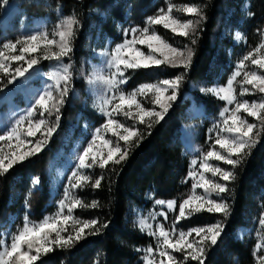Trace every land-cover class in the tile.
<instances>
[{
    "label": "snow or ice",
    "instance_id": "snow-or-ice-1",
    "mask_svg": "<svg viewBox=\"0 0 264 264\" xmlns=\"http://www.w3.org/2000/svg\"><path fill=\"white\" fill-rule=\"evenodd\" d=\"M6 2V0H5ZM175 8L174 4L169 3L167 11L158 10L154 16H149L146 20V26L143 29L132 28L124 30L125 34L130 31L133 39H125L122 44L116 45L109 55L107 67L111 72L108 78L97 77L111 90V95L103 100L99 106L100 112L106 117L103 129L111 132L117 138L113 142L107 138L101 137V130L97 129L92 139L83 147L76 157L77 163L69 179V186L65 188L64 198L58 202V211L50 217H45L39 223L30 222L28 215L24 217L22 228L17 229L16 234L10 237V244L0 243V264H38L43 256H46L58 249H71L77 242L85 239L89 235H97L101 228L107 225H100L97 219L82 220L76 218L73 213L77 208H96L99 206L97 201L90 204H84L82 200L75 197L71 190H83L89 184L94 189L101 187L103 177L96 178L92 182L90 175L85 174L84 170L94 167L104 169L110 164L119 165L128 155L126 150L122 151L118 141H124L126 144L133 142L134 138L138 141L139 135L135 127H128L124 123L114 118L115 115H123L125 118L135 120L141 124L146 122V118L155 123H159L165 118L166 113L172 106V102L177 99V92L183 81V76H176L172 79H165L158 83L142 84L131 93L125 94L120 90V86L127 82L126 72L140 68L158 67L169 65L173 67H187L192 58L190 49L181 50L173 47L166 40L157 34L155 26H162L170 30L175 35L188 37L194 34L198 25L206 17L200 7L193 4L184 5L179 11L187 16H195L197 19H180L172 15ZM249 16L253 14L248 13ZM79 21L75 17H69L63 20L57 30L49 38L47 31L37 30L34 34L23 36L15 42L8 41L4 43L5 49L16 50L19 46L20 55H11L4 57L0 52V72L9 76L8 83L12 84L17 78H26V74L34 65L39 63V59L30 58L26 61V67L9 68L8 61H24L25 55L37 51L43 52V59L61 61L72 51V41L76 36ZM139 33V36L136 34ZM58 37V39H56ZM241 34L236 33V39L240 40ZM195 43V41H192ZM146 46L147 52L142 51L141 47ZM53 47L57 50L53 51ZM259 49H264V43L259 45ZM251 60V64L258 70L244 71L243 80L240 82V95H254L256 92L264 96V56H254L249 52L237 65V70L229 78L226 87H212L201 89L205 94H213L219 99L225 101L228 105H234V108H225L221 113L222 121H218L210 132L216 131V137L211 150L202 154L200 161L193 160L192 165L199 164V170L190 168L187 178L192 180V191L187 198L183 199L178 205V214L172 222L171 229H166L163 223H157L155 230L153 225L145 219L139 221L141 231H147V234L157 239L156 250L149 247L146 252L148 257L159 256V264H174V252L184 254V260L195 261L197 264H205L206 252L212 246L218 244L222 236L223 227L216 224L206 227H197L185 231H178L177 225L181 220L188 219L192 215L207 211L209 213H221L227 217L230 214V205L223 199H213V196L222 197L229 193V183L236 179L235 170L250 156L252 149L258 143L259 131L256 123H250L247 117L254 118L259 122L261 130H264V99L259 102L248 100H238L235 94L234 82L241 76V69L244 68L245 61ZM49 79L54 81V85H48L45 90L37 94V98L27 110L25 115H21L16 120L15 125L0 135V141L7 142L15 139L18 143L17 148L25 144L31 145L26 151L19 154L16 151L5 153L0 148V174H7L14 166L25 162L27 159L40 153L46 146L48 140L56 132L61 119L60 109L64 104V98L69 92L72 74L70 65H62V70L49 75ZM90 83L94 81H89ZM61 84L63 87L61 88ZM250 86V87H249ZM55 87L59 98L53 96L49 89ZM141 97L148 100L153 107H144ZM155 106H159V111ZM39 113L40 119H33L34 114ZM55 115V121L50 122L45 119ZM27 121L26 137H36L40 133L45 137L44 140H32L22 138L21 126ZM151 127V124H149ZM97 139L102 140L101 145H97ZM219 146V150L216 146ZM107 149L106 152L104 149ZM222 162L230 166L225 169L219 164L210 161ZM210 173L213 179H209L206 174ZM218 178V179H216ZM40 183L39 177L33 178V187ZM201 189L198 193L196 190ZM31 193H29L30 196ZM155 204L166 206L169 212H174L177 208L175 200H155ZM25 207H28V200H25ZM65 210L67 214H65ZM165 220L168 218V212H160ZM152 219H155L153 217ZM259 224L264 227V217L259 220ZM71 225L73 233L64 235L68 232ZM87 230V231H86ZM195 236L196 239H190ZM166 258V260H165ZM146 264H156L153 259L146 258ZM259 264H264V257H260Z\"/></svg>",
    "mask_w": 264,
    "mask_h": 264
},
{
    "label": "trees",
    "instance_id": "trees-1",
    "mask_svg": "<svg viewBox=\"0 0 264 264\" xmlns=\"http://www.w3.org/2000/svg\"><path fill=\"white\" fill-rule=\"evenodd\" d=\"M113 1L62 0L58 6L60 17L71 16L79 21L72 52V56L76 55L74 59L78 68L82 64L81 58L90 52L96 34L97 16L94 9L110 7ZM128 1L131 3L132 19L139 24H142L148 16L156 15L158 8L164 5L161 0ZM244 2L245 0H195L206 19L200 22L194 34L178 37L186 41V45H192L193 56L189 70L169 68L183 71L178 100L172 103L165 118L159 123L148 118L143 124L136 122L139 139L137 141L134 138L133 142L128 144L121 142L122 151L128 152L123 162L119 165L110 164L104 169L94 167L86 170L92 182L96 178L103 177L100 188L94 189L89 184L83 190H75L76 197L84 204L97 201L99 206L77 208L73 215L82 220L97 219L100 225L106 224L107 227L101 228L99 234L89 235L77 242L71 249L57 248L43 256L38 264H145L143 249L153 247V238L141 233L135 222L133 223L130 207L137 205L147 209L155 200H175L178 213L179 203L191 194L193 181L187 178L189 162L181 156V146L178 142L183 115L190 104L189 98L184 99V92L188 90L187 85L190 80L198 79L207 73L211 61L220 53L219 44L222 39L221 34L227 26H225L226 17L233 27L238 26L246 31V38L249 39L248 49L251 52L259 46L258 37L264 28V0H251L253 16L250 23L259 22L257 27L251 28L244 27L238 22L237 16ZM41 7L43 6L34 5L32 9L44 13L45 10ZM111 12L113 17H117L114 6L111 7ZM87 30L89 36L84 38L83 33ZM193 40L195 43L192 42ZM166 69L161 65L133 70L128 74V85L141 80L158 79ZM79 87L83 88V81ZM76 112L77 108H73L66 109L62 113L58 129L40 153L14 166L7 174H0V243H3L4 230L24 223L21 215L23 212L30 220L41 222L48 214L55 211L47 171L58 149L64 146L65 136ZM82 112L84 113L85 110L82 109ZM89 117L90 120L97 118L94 114ZM254 123L257 124L254 132H260L258 143L244 163L236 168V179L229 183L231 191L222 195L223 201L230 205V214L225 217L221 213L204 211L181 220L177 225L180 231L217 222L222 225V236L218 244L210 247L206 252L205 264H233L235 261L237 264H255L256 262L254 244L251 240L245 241L236 235L239 228L250 224L247 219L250 207L247 205L252 194L264 190V130H261L258 121L254 120ZM174 168L177 169L174 171ZM34 176L39 177L40 180L36 187L31 184ZM148 192H151L153 197L148 198ZM26 198L28 207L25 209L22 203ZM69 233L74 234V230L64 235ZM225 260L227 263H224ZM181 264H197V262L188 260Z\"/></svg>",
    "mask_w": 264,
    "mask_h": 264
},
{
    "label": "rangeland",
    "instance_id": "rangeland-1",
    "mask_svg": "<svg viewBox=\"0 0 264 264\" xmlns=\"http://www.w3.org/2000/svg\"><path fill=\"white\" fill-rule=\"evenodd\" d=\"M61 1L62 0H6L5 2V0H0V52L4 53V57L20 55L19 46L16 50L5 49L3 47L4 43L8 41L15 42L17 39H20L23 36L34 34L37 30L47 31L49 33V38H52V33L57 30V26L63 20L71 17H60V14L58 13V10L60 9L58 6L61 4ZM161 1L164 5L159 7L158 10L164 9L167 11V6L169 3H171L175 5L172 15L180 19H197L195 16H187L179 11V9H181L186 4L198 6L196 5L195 0ZM112 4L113 5L110 7L104 9H94V12L97 16V30L92 41V48L90 49V52L87 53V56L85 55L81 58V67L78 68L76 64L74 59L76 55L72 56V52L74 50L72 41L71 53L59 62L54 59H43L44 53L40 51L26 54L24 61H8V66L11 70L15 67H26L27 59H39V63L34 65L33 69L29 70V73L26 74V78H17L16 81H14L12 84H9L8 79L10 77L0 72V135H2L6 130L15 125L16 120H18L21 115L26 114L27 110L37 98L38 93L43 92L48 85L55 84L54 81L49 79V75L61 71L62 65H70L72 80L70 81L69 85L70 90L64 98V104L60 109V116L64 111H66V109L71 110L73 108H77V112L75 118L70 124V127L68 128V132L65 136L64 146L58 149L56 155H54V158H52L48 167L47 175L50 182L51 199L56 209L46 217H50L58 211V202L64 198L65 188L69 186L68 177L71 176L72 171L76 167V157L79 152L83 150V147L87 146V143L92 139V136L96 130L100 129L101 137L111 140L113 144L117 142V138L113 136L111 132H107L103 129L102 126L105 123L106 117L99 110V106L103 100L111 95V90L102 79L96 78H108L111 75V72L107 67L109 55H105V53L111 54L116 45L122 44L125 39H133V34L129 31L126 35L124 30H130L132 28L143 29L146 26L147 19H145L142 24H139L133 20L131 14V3H129L128 0H114ZM34 5L43 6L41 8H43L45 12L43 11L44 13H41V11L38 10L34 11V9H32V6ZM112 6L116 8L117 17L112 16ZM249 12H251V0H245L241 12L239 13V16H237L239 24L247 28L254 26L257 27L259 22L252 21V23H250L253 15L249 16ZM121 17L123 19H121ZM225 26L226 28L221 34V37L224 41L222 42L221 39L219 44L220 53L216 54V57H214V59L211 61L210 68L208 69L207 73L198 79L190 80L187 85L188 90L184 92V99L189 98L190 104L186 108L183 115V122L178 133V142L181 146V156H183L189 162L188 172L190 168L199 170V164L192 165L191 162L194 159L200 161L202 159V154L211 150L216 137V131L210 132V129H213V126L216 125L218 121H222L223 118L221 117L220 113L225 108H234V105H228L225 101L219 99L213 94H205L201 91V89L226 87L229 78L237 70V65L239 62L244 56L251 52L248 49L249 39L247 40L246 38V31L238 26L233 27L228 17H226ZM155 31L173 47L181 50L190 49L193 56L192 45H186V41H182L178 38L180 35H175L170 30L164 29L162 26H155ZM236 33L241 34L242 38L240 40L236 39ZM136 35L139 36V33ZM83 36L84 38L88 37L89 30L83 33ZM56 39H58V37H56ZM258 40L260 44L264 43V28L262 33L259 35ZM85 41L88 42L87 40ZM137 46L141 47L142 51L147 52L146 46ZM258 48L259 46L254 51L252 50L253 55L257 57L264 56V49H259V51H257ZM55 50L57 49L53 47V51ZM189 65L187 67L178 66L175 68H183V71H188ZM245 65L246 66L241 69V76L237 77V81L234 82L233 86L235 88V94L237 99L240 101L246 99L249 102H259L261 99H264V96L258 92H256L254 95H240V82L243 80V72L258 70L256 66L251 64L250 59L245 61ZM163 66L164 69L167 68L166 72L164 70L165 73H162L158 79L151 81L141 80L133 85H128V74L132 73L133 71L129 69L125 74L127 82L120 86V90L127 94L136 91L142 84H155L165 79H172L176 76H182V70H171L169 68H173V66ZM81 81H83L82 89L79 87ZM89 81L94 82L90 83ZM62 87L63 84H61V88ZM49 90L53 92L54 97L57 99L59 98L55 87ZM179 92H181L180 88L177 92L176 100H178ZM138 99L141 100V103L144 107H153V105L148 100H145L141 97H138ZM176 100L173 102H176ZM155 107L156 110L159 111V106ZM82 109L85 110L84 113L82 112ZM91 114H94V116H97V118L90 120L89 116ZM241 115L247 118L250 123H254V118L247 117L244 113H241ZM40 118L41 117L39 116V113L34 114V120ZM44 118L48 119L50 122L55 121V115L48 117L47 114H45ZM114 118L119 120L121 123H124L128 127H135L137 129V121L135 120H130L125 118L123 115L115 114ZM27 127L28 123L25 121L21 126L22 138L32 140L33 143H35L36 140L45 139V137L40 133H37L36 137H26ZM118 142L121 146V142L124 141ZM17 143L18 142L15 139L7 142L0 141V148H2L5 153L16 151V153L19 154L20 152L26 151L29 147H31V145L25 144L21 148H17ZM96 143L97 145H101L102 140L97 139ZM216 149L219 150L218 145L216 146ZM106 150L107 149L105 148L104 151L106 152ZM210 162L219 164L221 167L231 170L228 165L223 164L222 162H217L214 160ZM176 169L177 168H174L173 170L175 171ZM84 171L85 174H87V171ZM206 175L209 179H213L210 173ZM35 177L36 176L33 178ZM70 191L76 197L75 190L70 189ZM196 191L198 193L202 192L201 189H197ZM147 196L148 198H151L153 197V194L148 192ZM212 198L220 200L223 199V196H213ZM22 206L25 209L27 208L25 207V202L22 203ZM247 206L250 207L247 215L248 223L250 224L248 226L239 228L236 232V235L242 240H251V242L254 244V252L256 257L255 264H259L260 257H264V227L259 224V220L264 217V190L258 192V194L253 193L251 199L249 200V205ZM162 211L168 212L167 220H165L163 216L159 215V213ZM65 214H67L66 210ZM130 214L133 216V223L135 222L139 231L141 233L147 234V231H141L139 227V221L141 219H145L148 223H151L153 225V230H155V225L157 223H163L165 228L170 230L172 227V222L175 220V216L178 213L177 210L174 212H169L166 206H159L154 202L152 206L147 209H144L141 206L131 205ZM21 215L24 218L26 214L23 212ZM153 217H155V219H152ZM30 222L39 223L32 220H30ZM20 225H16L13 228L4 230L2 242H7L10 244L11 235L16 234L17 229L23 227V224L21 226ZM209 225L213 224H208L201 227H206ZM193 228L181 231L188 232ZM70 230H72L71 225L68 227V232ZM177 230L180 231L178 228ZM151 237L153 238L154 242V245L151 248H153L155 251L158 241L155 237ZM190 239L194 240L196 237L193 235L190 237ZM148 248L149 247L143 249L145 254V264L146 258L153 259L156 261V264H159L160 258L158 255L148 257L146 252ZM173 255L175 257L174 264H181L185 261L183 253L174 252ZM224 263H227V261L225 260ZM233 264H237L236 261Z\"/></svg>",
    "mask_w": 264,
    "mask_h": 264
}]
</instances>
